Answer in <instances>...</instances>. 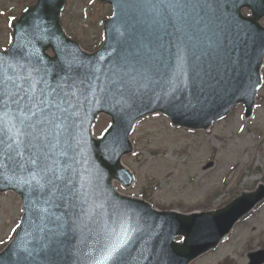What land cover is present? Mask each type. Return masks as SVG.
Segmentation results:
<instances>
[{"label":"water","instance_id":"95a60500","mask_svg":"<svg viewBox=\"0 0 264 264\" xmlns=\"http://www.w3.org/2000/svg\"><path fill=\"white\" fill-rule=\"evenodd\" d=\"M101 1L111 4L115 14L104 22V45L95 53L85 52L64 33L61 16L67 0H36L11 22L16 39L9 49L23 47L25 55L38 58L50 69L47 80L53 87L66 75L68 63L79 65L70 75L83 83L66 87L76 95L64 107L75 157L71 179L84 195L75 208L56 207L44 203V190L0 178V193H17L24 207L20 229L0 253V264H146L125 254L122 247L131 242L149 246L154 264H191L217 249L264 201V185H259L217 211L185 214L154 210L144 200L118 195L114 186L134 185L122 160L133 154L130 135L147 115L162 113L176 126L204 131L236 105L246 107V118L252 116L262 83L264 0H179L174 11L180 18L160 0ZM244 8L251 16L243 14ZM101 114L111 124L97 139L93 128ZM64 160L57 148L49 163L61 168ZM177 237L182 243L175 242ZM121 239L127 242L108 258L102 249ZM250 259L264 264V251Z\"/></svg>","mask_w":264,"mask_h":264},{"label":"rangeland","instance_id":"374dc122","mask_svg":"<svg viewBox=\"0 0 264 264\" xmlns=\"http://www.w3.org/2000/svg\"><path fill=\"white\" fill-rule=\"evenodd\" d=\"M33 2L0 0V49L10 46L11 18ZM111 15L112 8L99 0H68L63 26L85 51L94 52L103 43L102 22ZM262 74L254 116L248 121L239 106L208 132L175 128L161 116L139 122L131 135L135 152L124 158L137 178L129 193L144 195L160 209L204 211L255 188L264 178V67ZM109 123L101 116L95 135ZM250 214L217 251L194 264H249V255L264 249V204ZM21 216L20 199L12 193L0 195V251L12 239Z\"/></svg>","mask_w":264,"mask_h":264},{"label":"snow or ice","instance_id":"6c2138e0","mask_svg":"<svg viewBox=\"0 0 264 264\" xmlns=\"http://www.w3.org/2000/svg\"><path fill=\"white\" fill-rule=\"evenodd\" d=\"M160 2L173 10L170 15L180 18V13L174 11L180 7L179 0ZM153 9L159 14L156 5ZM180 30L177 26V31ZM15 39L10 37L9 42L14 44ZM0 51L4 53L0 56V178L9 183L14 179L28 184L33 190H44L42 195L46 197V204L75 208L84 194L71 179L75 157L70 155L73 151L69 139L71 126L68 108L64 105L70 107L71 97L76 95L66 87L71 90L83 83L70 75L78 71L79 65L75 61L68 63L66 75L53 87L47 80L50 69L38 58L25 55L23 47ZM113 75L118 77V71ZM131 79L134 82L136 77ZM112 82L116 83V80ZM121 86L118 84L117 91ZM102 91L114 94L108 89ZM9 120L14 121L11 127ZM57 148L65 157L61 168L49 163ZM23 173H27L30 179ZM122 231L127 236V229ZM126 242L121 239L115 244L109 250L108 258H112Z\"/></svg>","mask_w":264,"mask_h":264},{"label":"bare ground","instance_id":"6f19581e","mask_svg":"<svg viewBox=\"0 0 264 264\" xmlns=\"http://www.w3.org/2000/svg\"><path fill=\"white\" fill-rule=\"evenodd\" d=\"M153 90H155V88H153ZM84 152H90V153H94V151L90 148H84L83 149ZM95 160L96 162H100L97 157H95ZM96 213H103V211H97L96 210ZM106 213H109V211H107ZM164 226H162V229H163ZM56 244V240L54 239L53 240V243L52 245H55ZM117 243H113V244H109V246H107V248H103L102 251L103 252H109V250ZM123 250H125V254L126 255H131L133 256L134 258H137L138 260H140L139 262H142V263H146V264H154V262L156 261L155 258L153 257V255L150 253L151 250L149 248V246L145 245L144 246H138L136 243H133L131 242V245L126 247V246H123L122 247ZM139 251H138V250ZM147 249V250H145ZM116 254L118 252H115ZM74 258H78L80 255L79 254H75V255H72ZM87 257V254H84V256L80 259H78V263H81L85 258ZM45 264H47V260H45Z\"/></svg>","mask_w":264,"mask_h":264}]
</instances>
